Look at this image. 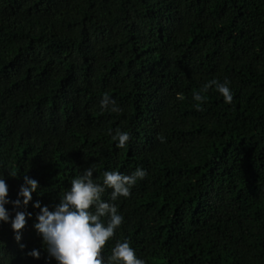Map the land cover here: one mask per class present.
Listing matches in <instances>:
<instances>
[{
	"label": "trees",
	"instance_id": "1",
	"mask_svg": "<svg viewBox=\"0 0 264 264\" xmlns=\"http://www.w3.org/2000/svg\"><path fill=\"white\" fill-rule=\"evenodd\" d=\"M213 78L232 103L212 86L198 111ZM86 167L146 171L111 201L105 258L127 239L145 264H264V0H0V174L9 199L38 181L20 241L0 222V264H55L32 201L51 210Z\"/></svg>",
	"mask_w": 264,
	"mask_h": 264
},
{
	"label": "clouds",
	"instance_id": "2",
	"mask_svg": "<svg viewBox=\"0 0 264 264\" xmlns=\"http://www.w3.org/2000/svg\"><path fill=\"white\" fill-rule=\"evenodd\" d=\"M212 86L225 103H232L233 92L227 78L223 81L213 78L206 81L199 91L192 93L196 110L203 111V93ZM177 99L182 100L184 97L178 93ZM99 103L101 110L120 111L108 93L102 96ZM109 133L119 148L126 146L131 135L119 129L114 133L109 130ZM94 171V168L86 167L71 179L69 187L51 210L47 205H41L39 200L32 201V207L39 209L33 227L41 236L46 250L45 261L51 258L55 264H145V260L136 255L135 249L127 239L117 241L106 258L101 253L105 243L114 235L123 220L116 205L111 201H115L118 196L127 197L137 180L145 177L146 171L140 167L129 174L106 170L102 182L93 179ZM11 175L15 176L16 173ZM22 181L16 198L9 199L8 185L0 174V222L9 223L16 241H20L19 230L26 224V216L32 215L24 209L32 200V193L38 190L36 179L24 175ZM106 188L111 189L107 200L102 198ZM8 204L12 207L6 208L5 205ZM20 247L24 246L21 244ZM26 254L33 258L40 257L36 248Z\"/></svg>",
	"mask_w": 264,
	"mask_h": 264
}]
</instances>
